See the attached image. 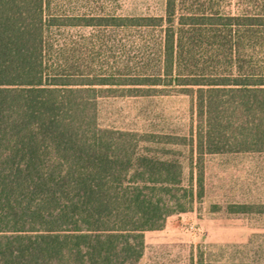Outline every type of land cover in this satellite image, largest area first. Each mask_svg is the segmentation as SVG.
<instances>
[{"label":"trees","instance_id":"obj_1","mask_svg":"<svg viewBox=\"0 0 264 264\" xmlns=\"http://www.w3.org/2000/svg\"><path fill=\"white\" fill-rule=\"evenodd\" d=\"M260 4L177 16L165 0L164 15L81 16L0 0V264H138L144 232L192 208L206 154L264 153ZM102 24L158 32L120 74L82 72L73 48L54 49L52 28ZM206 45L208 63L197 54ZM170 93L194 97L197 193L173 148L185 136L98 122L102 96Z\"/></svg>","mask_w":264,"mask_h":264},{"label":"rangeland","instance_id":"obj_2","mask_svg":"<svg viewBox=\"0 0 264 264\" xmlns=\"http://www.w3.org/2000/svg\"><path fill=\"white\" fill-rule=\"evenodd\" d=\"M48 11L59 15L158 16L165 0H47ZM262 0H176L181 12L236 13L261 5ZM259 7V6H258ZM153 30V31H152ZM156 29L109 25L52 28L54 49H74V67L82 72L120 74L132 46L152 45ZM199 58L211 56L204 46ZM101 126L138 132L185 136L188 144L173 146L180 154L185 184L199 196L189 211L168 216L164 226L144 232L138 264H264V212H236L238 204H264V153L206 154L195 168L194 97L183 93L144 96L108 95L98 98ZM193 131V132H192ZM194 225V230L188 226Z\"/></svg>","mask_w":264,"mask_h":264},{"label":"built area","instance_id":"obj_3","mask_svg":"<svg viewBox=\"0 0 264 264\" xmlns=\"http://www.w3.org/2000/svg\"><path fill=\"white\" fill-rule=\"evenodd\" d=\"M188 229H189V230H194L195 227H194V225L190 224V225L188 226Z\"/></svg>","mask_w":264,"mask_h":264}]
</instances>
